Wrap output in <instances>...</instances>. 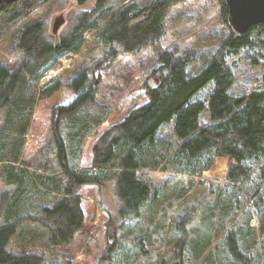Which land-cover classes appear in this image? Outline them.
Instances as JSON below:
<instances>
[{
	"label": "rangeland",
	"instance_id": "374dc122",
	"mask_svg": "<svg viewBox=\"0 0 264 264\" xmlns=\"http://www.w3.org/2000/svg\"><path fill=\"white\" fill-rule=\"evenodd\" d=\"M150 2L107 0L99 7L100 0H87L83 4H79L78 0H44L28 16L2 32L0 66L13 69L19 65L22 55L16 49V38L28 23L40 21L46 41L59 48L62 39L82 19L87 18L102 26L111 12L124 5L132 3L141 9ZM60 15L65 22L58 34L54 35L52 25ZM164 25L165 50L194 57L186 70L188 76L198 74L209 63L228 35V29L221 19L219 0H180L171 9ZM94 32L87 31L79 51L62 54L50 70L42 73L39 81L27 76L26 82L18 83L15 90L21 98L14 99L15 102L0 114V150H4L0 155L1 223L5 221L10 205H19L20 213H34L57 199V193L40 185L37 175L56 172L52 166L53 155H56L51 135L52 116L53 112H58L57 107L68 105L80 93L74 94L67 86L80 71H86L83 89L88 85L96 87L91 111L104 114L105 118L100 126L82 138L80 145L79 141L75 142L73 155H79L77 168L90 166L92 143L127 113L129 100L133 106L142 101L139 86L155 66L157 56L148 49L137 56L118 54L111 60L109 47L95 42L92 36ZM251 39V48L227 60L234 72V84L229 90L232 95L248 94L257 88L256 78L261 68L253 63L264 62V32L251 34ZM63 61H67L65 68ZM50 71L55 77L48 85L60 82L62 87L50 99L38 100V93L48 86H42L41 80ZM206 93L204 90L201 96L204 97ZM80 109H84L83 106ZM66 119L60 123L65 135L78 128V124ZM202 124H207L206 115ZM26 126L27 132L23 136L19 130ZM172 127L173 123L168 124L160 134L165 140L178 145ZM17 139L23 142L21 153L9 155L8 151ZM218 160L210 169L196 176L176 174L170 163L146 172L144 175L152 184L151 198L139 217L130 219L117 230H110V237L115 236L114 240L106 234L109 214L115 215L118 206L114 182L109 181L96 194L94 191L81 195L90 203L92 216L67 249H49L46 230L28 221L19 227L10 242V250L43 255L48 264L67 261L71 264H174L178 261V243L185 241L180 257L183 264H264V234H260V228L264 229V180H255L259 187L254 190H250L246 182L233 185L226 181L228 160L225 159L217 174L214 173ZM203 164L204 160H201L196 166L201 168ZM10 168H23L28 172L29 178H25L19 187L22 192L16 184L9 183V176L12 175ZM228 234L237 239L246 263L237 262L229 254L225 240ZM108 241L115 243V250L111 254H107ZM105 255H109L108 259H104Z\"/></svg>",
	"mask_w": 264,
	"mask_h": 264
},
{
	"label": "trees",
	"instance_id": "16d2710c",
	"mask_svg": "<svg viewBox=\"0 0 264 264\" xmlns=\"http://www.w3.org/2000/svg\"><path fill=\"white\" fill-rule=\"evenodd\" d=\"M43 1L17 0L6 5L0 10V35ZM86 1L78 0V3ZM106 1L100 0L99 7ZM179 1L151 0L141 9L130 3L111 12L102 26L82 19L62 39L59 48L46 41L40 21L28 23L20 31L15 43L22 55L19 65L13 69L0 66V114L15 102L14 99L21 98L15 90L18 83L26 82L27 76L39 81L42 73L50 70L62 54L77 53L89 30L95 31L92 35L95 42L109 47L111 60L118 54L137 56L151 49L157 62L140 83L142 101L133 106L130 99L129 106L126 105L127 113L92 143L90 166L86 169L76 166L79 155H73L75 142L79 141L80 145L84 136L104 122L105 115L91 111L96 87L88 85L83 89L86 71H80L67 85L74 94L80 93L68 105L57 107V113L53 112L51 135L56 155H53L52 166L56 172L37 175L40 185L57 193L58 197L51 205L34 213H20L19 205L7 208L5 221L0 222V264H48L43 255L10 250V242L19 227L28 221L36 223L46 230L49 249H67L92 216L90 203L81 195L94 191L96 194L109 181L114 182L118 206L115 215L109 214L106 234L114 240L115 236L110 237L112 230L139 217L151 198L152 184L144 174L157 170L162 164V168L167 163L173 165L176 174L196 176L210 169L217 158H226L227 182L233 185L246 182L247 187L254 190L259 187L255 180H264V62L253 63L261 68L256 78L257 88L248 94L232 95L229 90L234 84V72L227 61L252 47L251 34L263 33L264 23L243 35L237 34L228 23L225 0H219L221 19L228 35L209 63L198 74L188 76L186 70L194 57L166 51L163 46L164 22ZM61 87L60 82L48 85L38 93V100L50 99ZM204 90L207 93L203 97ZM81 106L84 109L79 110ZM204 115L207 124H202ZM64 119L78 124L75 132L65 135L60 129ZM170 123H173V136L180 142L178 145L161 137L160 130ZM26 132L27 126L19 130L23 136ZM22 146L23 142L17 139L9 149V155L20 154ZM0 151L3 155L4 150ZM201 160L204 164L197 168L196 164ZM225 161L219 159L216 162L215 174ZM10 173L9 183L16 184L19 190L29 176L28 172L23 168H10ZM1 205L0 201V217ZM260 234H264L262 227ZM225 240L229 254L237 262L246 263L237 239L228 234ZM178 244V261L174 264H183L180 257L185 241ZM114 250L115 243L108 241L107 254ZM108 257L105 255L104 259Z\"/></svg>",
	"mask_w": 264,
	"mask_h": 264
},
{
	"label": "water",
	"instance_id": "95a60500",
	"mask_svg": "<svg viewBox=\"0 0 264 264\" xmlns=\"http://www.w3.org/2000/svg\"><path fill=\"white\" fill-rule=\"evenodd\" d=\"M15 1L17 0H0V10ZM225 4L228 11V23L237 34L243 35L252 27L264 23V0H225ZM64 22L62 15L54 19L52 25L54 35L58 34Z\"/></svg>",
	"mask_w": 264,
	"mask_h": 264
},
{
	"label": "built area",
	"instance_id": "2783aa9c",
	"mask_svg": "<svg viewBox=\"0 0 264 264\" xmlns=\"http://www.w3.org/2000/svg\"><path fill=\"white\" fill-rule=\"evenodd\" d=\"M62 63H63V64H62L63 67L65 68V66H66V64H67V61H63ZM51 72H52V71L48 72V75H49ZM48 75H46L45 77L42 78V80H41V85H42V86L45 85V84L48 85L49 83H52V80H53V78H54L55 76L51 79V81H49V82L46 81L45 83L43 82V79L46 78Z\"/></svg>",
	"mask_w": 264,
	"mask_h": 264
},
{
	"label": "bare ground",
	"instance_id": "6f19581e",
	"mask_svg": "<svg viewBox=\"0 0 264 264\" xmlns=\"http://www.w3.org/2000/svg\"><path fill=\"white\" fill-rule=\"evenodd\" d=\"M55 73V72H54ZM55 75L53 73H50L46 78L43 79V82L45 83L46 81L49 82Z\"/></svg>",
	"mask_w": 264,
	"mask_h": 264
},
{
	"label": "crops",
	"instance_id": "0c3cea01",
	"mask_svg": "<svg viewBox=\"0 0 264 264\" xmlns=\"http://www.w3.org/2000/svg\"><path fill=\"white\" fill-rule=\"evenodd\" d=\"M164 128H162L161 130H163ZM161 130H160V132H161ZM178 143H180V142H178ZM217 159H226V158H217ZM227 160V159H226Z\"/></svg>",
	"mask_w": 264,
	"mask_h": 264
}]
</instances>
